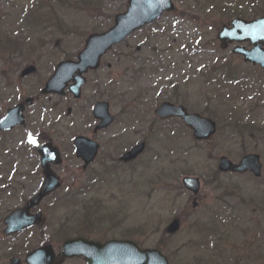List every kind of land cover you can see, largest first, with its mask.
<instances>
[{"label":"rangeland","instance_id":"374dc122","mask_svg":"<svg viewBox=\"0 0 264 264\" xmlns=\"http://www.w3.org/2000/svg\"><path fill=\"white\" fill-rule=\"evenodd\" d=\"M173 2L174 11L103 59L68 120L66 101L37 100L40 91L58 63L75 59L90 35L112 27L128 0H0V119L26 98L36 101L26 108L23 128L0 136V149L5 148L0 183H23L34 192L36 185L26 180L38 184L42 178L35 175L40 163L35 146L46 138L61 149L57 174L63 183L58 200L38 208L46 216L42 229L9 239L3 219L28 195L0 196V264L14 257L25 264L26 255L44 245L58 254L65 241L77 237L102 243L130 239L142 249L160 250L169 264H264V71L245 64L233 46L221 48L217 39L233 18L264 13V0ZM30 65L37 73L22 79ZM103 100L115 122L101 134L95 164L83 171L72 142L89 135L91 109ZM163 102L214 119L217 134L199 143L180 120L161 122L154 111ZM61 109L60 121L48 125ZM140 142L147 143L146 152L130 165H119L121 154ZM250 153L262 158L260 179L217 171L221 159L237 163ZM187 176L201 180L198 196L183 187ZM176 218L179 232L163 236Z\"/></svg>","mask_w":264,"mask_h":264},{"label":"water","instance_id":"95a60500","mask_svg":"<svg viewBox=\"0 0 264 264\" xmlns=\"http://www.w3.org/2000/svg\"><path fill=\"white\" fill-rule=\"evenodd\" d=\"M174 9L172 0H129L127 11L119 14L115 18V25L107 32L94 34L88 38L84 50L78 55L77 61H68L59 64L54 75L46 83L43 94L56 93L63 95L69 82L74 81L75 85L70 87V91L76 98L80 97L81 87L86 83L83 77L88 70H97L102 57H104L115 45L124 42L134 32L141 30L146 25L155 22L165 12ZM218 39L230 43L249 42L253 45L251 50L243 47H236L235 54L244 56L246 63L260 65L264 69V16L247 21L235 19L230 23V27H224L219 33ZM36 68L30 66L26 68L21 76L23 78L35 73ZM76 75V76H75ZM32 99H27L25 104L30 105ZM109 103L101 102L96 105L93 115L100 125L98 130L108 128L114 121L109 112ZM24 105H18L8 111L6 117L0 122L1 131H9L16 126L25 123ZM156 115L161 119L180 118L184 124L193 132L195 141H210L217 132V124L209 118H204L199 114H189L182 106L170 103L162 104ZM76 146V157L84 162V169L91 165L98 154V144L91 140L78 137L74 141ZM145 144L133 148L126 153L121 161L128 163L137 159L145 150ZM37 151L42 157V167L45 174V183L40 192L31 199L26 206L18 209L5 219V234L11 235L21 232L27 228L40 223L42 215L30 216V210L38 206L42 200L53 193L59 182L50 170V164H59L60 156L58 150L51 144L38 146ZM221 173L245 174L251 172L255 177L262 175V164L260 156L250 154L242 158L239 164L235 165L228 159H222L218 165ZM184 187L198 195L201 189L200 180L192 177H185L182 180ZM197 203L194 204V207ZM181 223L175 219L167 228L169 235L179 232ZM83 256L87 264H169L167 258L159 250L140 249L135 243L129 241H109L100 244L85 239L69 240L62 248L63 258H74ZM56 259L55 253L50 246L40 248L27 257L28 264H53ZM12 264H20L18 259H12Z\"/></svg>","mask_w":264,"mask_h":264},{"label":"flooded vegetation","instance_id":"af4514ba","mask_svg":"<svg viewBox=\"0 0 264 264\" xmlns=\"http://www.w3.org/2000/svg\"><path fill=\"white\" fill-rule=\"evenodd\" d=\"M37 67V66H36ZM37 73V72H36ZM93 72H89L88 73V75H87V78L89 79V75L90 74H92ZM33 76V75H32ZM89 81V80H88ZM46 83V82H45ZM45 83H44V85H45ZM44 85H43V87H44ZM42 90V89H41ZM82 97H83V95L79 98V99H75L73 96H72V94L70 93V92H66L63 96H60V95H55V94H50V95H40V97L37 99V100H40V99H42V98H44V100H47V101H52V100H54V99H56V100H65L66 102H64L65 103V107H67L66 108V112H65V119H68V120H70L72 117H73V112H74V110H73V106H76L77 105V103L82 99ZM36 102V101H35ZM68 103L70 104V103H73L72 104V106L71 105H68ZM98 103V102H97ZM68 105V106H67ZM95 105H96V103H95ZM32 106V105H31ZM28 107H30V106H28ZM28 107H26V108H28ZM58 107H62V103H60L59 104V106ZM94 107V106H93ZM43 110H45V107L43 108ZM56 110V109H55ZM25 111H26V109H25ZM92 111H93V108L91 109V119H90V122H93L94 124H93V126H91L90 127V131H89V135L88 136H86V135H83V136H86V137H88V138H90V139H92V140H94V141H96L99 145H100V150H101V144H100V142H99V140H101V134H103L105 131H100V132H97V133H94V129L96 128V126L98 125V122L97 121H95V119H94V117H93V114H92ZM59 113H58V115H56L54 118L53 117H50V120H49V122H48V125H51V123H58L59 121H60V119H61V117H62V115H63V113H64V110H60V111H58ZM53 113H55V111L54 110H52L51 111V114H53ZM27 121V120H26ZM26 125V124H25ZM24 125V126H25ZM48 125L46 126L47 128H48ZM23 126V127H24ZM23 127H16L15 129H13L12 131H14V130H16V129H18V128H23ZM11 132V131H10ZM121 138H123V136L121 135ZM47 143H51L52 145H54L55 147H57L58 148V150H59V152H60V154H61V149L58 147V146H56V144L54 143V141L52 140V139H49V138H46V139H43L42 140V142H39V144L40 145H44V144H47ZM72 145H73V142H72ZM135 145H133V146H131L128 150H130L132 147H134ZM73 148H74V145H73ZM74 151H75V148L73 149ZM127 150V151H128ZM57 167H59V166H52L51 168H52V171L58 176V178H60V176L57 174ZM91 168V167H90ZM39 169H40V175L39 176H42V178L38 181V184H35V181L36 180H26L27 181V183H30L31 181L34 183V184H32V185H36V190H34V192L32 191V192H29V191H27L26 190V184H23V183H15L14 181H8V180H2V183H0V196H4L5 195V193H7V195H12V194H14V193H16V195L17 194H20V192H26L27 193V198H25L23 201H25V202H27V200L29 199V198H31L41 187H42V185H43V183H44V177H43V172H42V169H41V167H40V163H39ZM60 181H61V183H62V180H61V178H60ZM2 187H5V188H2ZM22 187V188H21ZM23 187H25V189H23ZM58 191V190H57ZM56 191V192H57ZM56 192L55 193H53L52 195H50L49 197H47L45 200H44V202L45 201H47V200H58L57 199V195H56ZM29 195H31L30 197H29ZM24 202V203H25ZM39 208V207H38ZM38 208H35V209H33L32 211H31V214L33 215V214H36V213H38V212H41L42 214H43V216H44V218L46 217L45 216V213L44 212H42L41 210H38ZM3 227H4V222H3ZM41 227V226H40ZM39 226H36V227H34V228H40ZM34 228H32V229H34ZM32 229H30V230H32ZM41 230V229H40ZM3 232H4V228H3ZM21 264H23V263H21Z\"/></svg>","mask_w":264,"mask_h":264},{"label":"trees","instance_id":"16d2710c","mask_svg":"<svg viewBox=\"0 0 264 264\" xmlns=\"http://www.w3.org/2000/svg\"><path fill=\"white\" fill-rule=\"evenodd\" d=\"M222 9H223V8H222ZM223 10H224V9H223ZM253 12H254V11H253ZM255 13H256V12H255ZM256 16H257V15H256ZM142 228H143V230H145V229H147V226H143ZM165 234H166V233H163V236H165Z\"/></svg>","mask_w":264,"mask_h":264},{"label":"snow or ice","instance_id":"6c2138e0","mask_svg":"<svg viewBox=\"0 0 264 264\" xmlns=\"http://www.w3.org/2000/svg\"><path fill=\"white\" fill-rule=\"evenodd\" d=\"M34 142V141H33Z\"/></svg>","mask_w":264,"mask_h":264}]
</instances>
